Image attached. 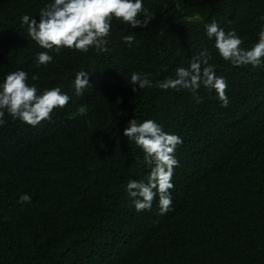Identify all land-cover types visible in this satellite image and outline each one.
I'll list each match as a JSON object with an SVG mask.
<instances>
[{"label": "trees", "instance_id": "1", "mask_svg": "<svg viewBox=\"0 0 264 264\" xmlns=\"http://www.w3.org/2000/svg\"><path fill=\"white\" fill-rule=\"evenodd\" d=\"M48 2L0 0V82L24 70L30 85L60 87L71 97L35 127L5 113L0 264H264V63L233 66L204 30L214 19L251 48L264 27V0H144L154 16L147 27L114 19L107 52L63 48L45 66L36 55L46 50L21 17L39 21ZM204 49L227 81V107L203 86L199 103L188 90L132 91L133 71L151 73L155 84ZM81 70L91 73L90 86L77 96ZM133 118L153 119L183 139L166 215H158V197L150 211L137 212L126 192L129 180L150 171L123 135ZM23 194L31 203H17Z\"/></svg>", "mask_w": 264, "mask_h": 264}, {"label": "clouds", "instance_id": "2", "mask_svg": "<svg viewBox=\"0 0 264 264\" xmlns=\"http://www.w3.org/2000/svg\"><path fill=\"white\" fill-rule=\"evenodd\" d=\"M38 15L39 21L24 14L21 23L26 26L31 40L46 50L36 55L37 64L45 66L54 59L49 53L54 51L58 54L63 48L81 53H88L90 49L98 54L107 52L114 19L132 28H145L154 18L145 8L144 0H49ZM141 15L143 19L139 18ZM204 30L208 39L214 38L219 56L233 66L251 65L256 68L264 63V27L258 33V41L248 49L241 47L243 40L234 29L226 32L214 19L204 24ZM123 40L131 46L135 37L128 34ZM211 59V52L204 49L192 57L187 68L177 67L175 77H167L155 84L150 79L151 73L133 71L130 74L132 91H137V85L140 90L152 87L164 91L188 90L199 103L198 92L203 86L209 91L215 90L221 107H227L228 84L224 77L216 74L215 65L209 63ZM90 74L83 70L75 73L73 88L77 96H82L90 86ZM31 79L38 80V74H33ZM70 99L60 87L41 91L35 84L30 85L28 73L24 70L9 72L0 82V126L6 123L4 117L7 113L13 119L35 127L42 121L51 120L53 111L66 107ZM85 112L82 107L80 113L83 115ZM123 135L143 151L144 162L150 168L145 180H129L126 185L132 205L137 212L150 211L153 200L158 197V215H166L172 210L171 190L175 187L172 178L174 169L179 166L175 152L183 144V139L163 131L153 119L129 120ZM31 199L30 195L23 194L17 203H31Z\"/></svg>", "mask_w": 264, "mask_h": 264}]
</instances>
